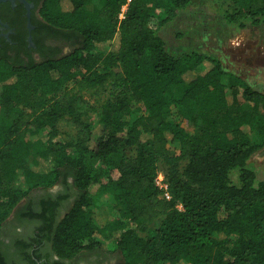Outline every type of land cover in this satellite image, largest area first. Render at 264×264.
Wrapping results in <instances>:
<instances>
[{
	"label": "trees",
	"instance_id": "trees-1",
	"mask_svg": "<svg viewBox=\"0 0 264 264\" xmlns=\"http://www.w3.org/2000/svg\"><path fill=\"white\" fill-rule=\"evenodd\" d=\"M127 1L45 0L44 24L70 50L0 69L9 115L0 116V233L44 190L19 213L38 222L32 240L18 242L26 264L102 252H120L114 264H264V180L250 166L264 148V91L212 53L167 49L150 20L162 9L166 22L193 0H132L120 19ZM231 1L228 23H264V0ZM107 89L101 106L91 102ZM65 124L80 128L77 141L56 139ZM43 129L49 143L38 148ZM172 144L179 153L169 154ZM161 159L171 199L156 183ZM4 254L0 246V264H20Z\"/></svg>",
	"mask_w": 264,
	"mask_h": 264
},
{
	"label": "rangeland",
	"instance_id": "rangeland-1",
	"mask_svg": "<svg viewBox=\"0 0 264 264\" xmlns=\"http://www.w3.org/2000/svg\"><path fill=\"white\" fill-rule=\"evenodd\" d=\"M237 5L231 0H193L190 7L178 9L175 17L164 21L166 13L159 9L158 13L150 20V25L165 39L167 49L181 53L184 51L200 50L212 53L218 56L226 69L243 76L249 83L259 87L264 91V23L260 25L249 24L241 28L236 24H230L227 21V14L236 11ZM109 47V45H107ZM102 47H105L102 45ZM3 63L0 62V69ZM206 65H201L198 70H204ZM0 85V92H1ZM179 88V92L183 91ZM111 94V89L103 92L102 96L91 97V102L97 106L107 99ZM228 98L233 101V92L228 93ZM6 114L7 110L0 104V116ZM168 118H176V108L171 106L167 109ZM60 134L56 139L64 143H73L80 137V128L62 125ZM34 143L38 148L46 147L49 143L48 129H43L39 134L33 137ZM178 145L172 144L169 154L179 153ZM160 169H166L165 159L159 162ZM250 166L257 172L258 179L264 180V148L260 149L250 160ZM115 178L118 177V171H115ZM238 182V174L235 176ZM16 185L18 182L15 183ZM96 189V188H95ZM53 192L64 190L63 184H58L51 189ZM45 192L36 190L32 196L25 198L19 205L23 206L30 197L38 196ZM109 191L101 192L96 198V206L101 207L108 200ZM17 211V210H16ZM13 213L10 220L14 218ZM154 225V224H152ZM110 248L114 243H109ZM110 261L100 262L99 264H114L122 255L120 252H113ZM92 254L85 255L80 261L91 258ZM181 264H190L182 261Z\"/></svg>",
	"mask_w": 264,
	"mask_h": 264
},
{
	"label": "flooded vegetation",
	"instance_id": "flooded-vegetation-1",
	"mask_svg": "<svg viewBox=\"0 0 264 264\" xmlns=\"http://www.w3.org/2000/svg\"><path fill=\"white\" fill-rule=\"evenodd\" d=\"M45 0H2L0 1V62L3 67L9 63L29 65L41 61L45 55L53 52H67L69 42L53 37L41 16V8ZM53 194L51 189L49 190ZM59 192V191H58ZM42 194L30 197L29 201L16 208L14 218L5 223L0 233L1 249L10 263L26 264L27 259L18 253L20 242L31 241L38 227V222L20 220L19 213L28 203L38 205ZM65 207V206H64ZM60 209V214L64 212ZM19 242V243H18ZM50 244H45L44 251H50ZM111 253H95L91 258L78 264H99L110 261Z\"/></svg>",
	"mask_w": 264,
	"mask_h": 264
},
{
	"label": "built area",
	"instance_id": "built-area-1",
	"mask_svg": "<svg viewBox=\"0 0 264 264\" xmlns=\"http://www.w3.org/2000/svg\"><path fill=\"white\" fill-rule=\"evenodd\" d=\"M132 0H128L121 8L120 12H119V18L120 19H124L127 15V11L129 9V5L130 2ZM156 183L158 184L159 188L162 190L163 192V197L167 198V199H171L172 198V193L170 190V183H169V179L167 176V173L165 172V170L163 169H159L158 171V175L156 178ZM180 208H183V204L180 202Z\"/></svg>",
	"mask_w": 264,
	"mask_h": 264
},
{
	"label": "water",
	"instance_id": "water-1",
	"mask_svg": "<svg viewBox=\"0 0 264 264\" xmlns=\"http://www.w3.org/2000/svg\"><path fill=\"white\" fill-rule=\"evenodd\" d=\"M0 1H2V0H0Z\"/></svg>",
	"mask_w": 264,
	"mask_h": 264
}]
</instances>
